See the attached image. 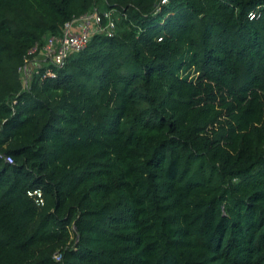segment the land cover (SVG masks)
<instances>
[{
  "label": "trees",
  "instance_id": "trees-1",
  "mask_svg": "<svg viewBox=\"0 0 264 264\" xmlns=\"http://www.w3.org/2000/svg\"><path fill=\"white\" fill-rule=\"evenodd\" d=\"M0 264H264V0H0Z\"/></svg>",
  "mask_w": 264,
  "mask_h": 264
},
{
  "label": "built area",
  "instance_id": "built-area-1",
  "mask_svg": "<svg viewBox=\"0 0 264 264\" xmlns=\"http://www.w3.org/2000/svg\"><path fill=\"white\" fill-rule=\"evenodd\" d=\"M253 13L250 12V16ZM114 29V21L111 16V11L104 9L100 10L93 8L80 15L73 16L65 21L62 25L60 34L49 35L45 38L43 44L37 47L34 44L27 50L28 54H34L35 50L42 53L43 64L34 61L31 68L26 67L28 62L27 57L24 59L22 65L18 67L19 72L25 74V84L29 78V74L35 70L39 65L46 66L45 74L52 75L53 72L48 67V64L60 66L67 54L71 51H78L82 49L88 42L93 33H104L105 35H112ZM4 159L10 161L8 155ZM26 193L34 198L35 203L42 204V196L39 189L26 190ZM56 257V254L54 255Z\"/></svg>",
  "mask_w": 264,
  "mask_h": 264
},
{
  "label": "rangeland",
  "instance_id": "rangeland-1",
  "mask_svg": "<svg viewBox=\"0 0 264 264\" xmlns=\"http://www.w3.org/2000/svg\"><path fill=\"white\" fill-rule=\"evenodd\" d=\"M98 9H102L104 10L101 6L98 7ZM38 49L35 50L34 54H32L31 56H28L27 59H28V62L26 63V67L27 68H31L32 65H33V62L34 61H38L39 63H42L43 64V57H42V53L40 51H38ZM20 76H21V82H22V85L25 86V74L23 72H20ZM25 79V81H24Z\"/></svg>",
  "mask_w": 264,
  "mask_h": 264
}]
</instances>
